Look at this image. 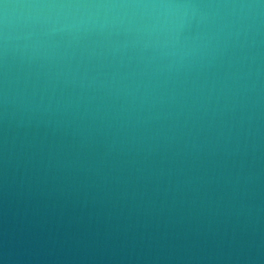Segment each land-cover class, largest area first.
<instances>
[{
  "label": "water",
  "instance_id": "1",
  "mask_svg": "<svg viewBox=\"0 0 264 264\" xmlns=\"http://www.w3.org/2000/svg\"><path fill=\"white\" fill-rule=\"evenodd\" d=\"M0 264H264V0H0Z\"/></svg>",
  "mask_w": 264,
  "mask_h": 264
}]
</instances>
